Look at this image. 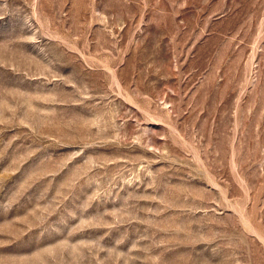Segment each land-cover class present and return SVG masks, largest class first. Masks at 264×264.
Masks as SVG:
<instances>
[{
	"label": "rangeland",
	"instance_id": "1",
	"mask_svg": "<svg viewBox=\"0 0 264 264\" xmlns=\"http://www.w3.org/2000/svg\"><path fill=\"white\" fill-rule=\"evenodd\" d=\"M0 264H264V0H0Z\"/></svg>",
	"mask_w": 264,
	"mask_h": 264
}]
</instances>
